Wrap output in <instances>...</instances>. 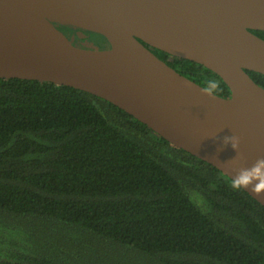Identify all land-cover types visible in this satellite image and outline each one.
Returning a JSON list of instances; mask_svg holds the SVG:
<instances>
[{
	"label": "trees",
	"instance_id": "obj_1",
	"mask_svg": "<svg viewBox=\"0 0 264 264\" xmlns=\"http://www.w3.org/2000/svg\"><path fill=\"white\" fill-rule=\"evenodd\" d=\"M155 50L231 94L204 65ZM231 182L106 99L0 78V264H264V205Z\"/></svg>",
	"mask_w": 264,
	"mask_h": 264
},
{
	"label": "water",
	"instance_id": "obj_2",
	"mask_svg": "<svg viewBox=\"0 0 264 264\" xmlns=\"http://www.w3.org/2000/svg\"><path fill=\"white\" fill-rule=\"evenodd\" d=\"M54 22L101 34L106 48L76 45ZM264 0H0V78L90 92L124 109L234 178L264 158ZM204 65L220 96L151 48ZM239 139L238 149L226 137ZM256 183L255 181L253 182ZM247 191L264 205V193Z\"/></svg>",
	"mask_w": 264,
	"mask_h": 264
},
{
	"label": "clouds",
	"instance_id": "obj_3",
	"mask_svg": "<svg viewBox=\"0 0 264 264\" xmlns=\"http://www.w3.org/2000/svg\"><path fill=\"white\" fill-rule=\"evenodd\" d=\"M228 142H231L233 149H238L239 139L237 137H226L225 143ZM231 186L233 190L247 189L252 186V192L264 193V158L257 159L251 168H240L237 175L232 178Z\"/></svg>",
	"mask_w": 264,
	"mask_h": 264
},
{
	"label": "rangeland",
	"instance_id": "obj_4",
	"mask_svg": "<svg viewBox=\"0 0 264 264\" xmlns=\"http://www.w3.org/2000/svg\"><path fill=\"white\" fill-rule=\"evenodd\" d=\"M66 33L68 35H70L72 33V28L71 27H67L65 29ZM84 37H88V43H86V45L84 47H88V48H96L92 45V43H96V45H98L99 48H106L108 46V44L97 34H86L85 33V36ZM83 37V38H84ZM90 43V44H89ZM85 44V43H84ZM80 46V45H79ZM97 47V48H98Z\"/></svg>",
	"mask_w": 264,
	"mask_h": 264
},
{
	"label": "flooded vegetation",
	"instance_id": "obj_5",
	"mask_svg": "<svg viewBox=\"0 0 264 264\" xmlns=\"http://www.w3.org/2000/svg\"><path fill=\"white\" fill-rule=\"evenodd\" d=\"M54 24L60 29V30H62L68 37H71V36H73V35H76L75 36V39H74V43L77 45V42H78V39H79V37H78V35H77V33L79 32V28H76V27H73V26H65L64 24H61V23H58V22H54ZM67 27H71L72 28V33L70 34V35H68L67 33H66V31H65V29L67 28ZM79 46V45H78ZM148 46V45H147ZM149 48H151L150 46H148ZM151 50L155 53V54H157L158 56H159V54H158V52L154 49V48H151ZM160 57V56H159ZM165 61H167L168 63L171 61V58L170 57H167L166 59H165ZM170 64V63H169Z\"/></svg>",
	"mask_w": 264,
	"mask_h": 264
}]
</instances>
